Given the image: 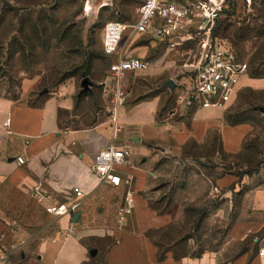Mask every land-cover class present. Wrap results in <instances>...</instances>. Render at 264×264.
I'll return each instance as SVG.
<instances>
[{
	"label": "rangeland",
	"instance_id": "obj_1",
	"mask_svg": "<svg viewBox=\"0 0 264 264\" xmlns=\"http://www.w3.org/2000/svg\"><path fill=\"white\" fill-rule=\"evenodd\" d=\"M143 1L0 0V97L37 105L44 97L58 95L70 105L59 114L63 128L103 124L109 128L116 85L112 65L121 55L140 56L152 67L122 80L125 98L120 108L158 99L159 120L169 118L172 111H179L175 118L182 114L190 118L199 105L169 85L181 81L184 71H189L183 67L181 51L168 52L129 32L122 38L118 54L103 51L106 25L134 23ZM229 11L222 18L221 37L241 51L249 77L264 78V0H234ZM86 78L91 85L84 93ZM26 79L36 80L37 85L24 96ZM106 82L111 83L107 90ZM226 121L251 127L237 152L222 150L219 135L212 132L204 144L191 141L178 154L158 161L159 177L150 180L144 192L146 206L156 216L155 221L146 220L149 226L145 229L151 263L177 264L181 258L207 253L230 261L244 250L243 244L230 237L232 223L248 219L250 213L256 219L264 214V90H240ZM38 196L35 190L29 234L7 240L6 246L1 243V262L42 264L39 243L53 238L56 224L35 204L40 201ZM111 198L112 206L102 207L106 219L100 222L112 228L114 236L91 248L86 264H104L108 248L126 230L135 228L134 218L121 208L122 195L113 189ZM93 250L98 252L95 257Z\"/></svg>",
	"mask_w": 264,
	"mask_h": 264
},
{
	"label": "crops",
	"instance_id": "obj_2",
	"mask_svg": "<svg viewBox=\"0 0 264 264\" xmlns=\"http://www.w3.org/2000/svg\"><path fill=\"white\" fill-rule=\"evenodd\" d=\"M36 85V80L26 79L24 96L31 94ZM105 85L107 90L111 83ZM175 85L180 84L175 80ZM247 88L264 90V78L243 76L238 90ZM237 96L222 107H199L190 118L184 114L175 118L179 111H172L169 118L159 120L158 99L134 108L125 106L119 110L116 125L121 130L115 141L112 120L109 128L106 124L86 129L63 128L59 114L70 105L58 95L44 97L37 105L0 97V245L6 246L7 240L29 234L33 226L32 194L37 190L40 201L35 204L56 224L53 238L39 243L42 264H86L90 249L114 236V230L100 221L106 219L102 207L112 206L111 192L115 189L123 198L121 208L127 217L134 218L135 228L126 230L108 248L103 263L154 264L145 229L149 226L146 220L155 221L156 216L147 208L144 192L149 189L150 180L159 177L158 161L171 153L178 154L191 141L204 144L212 132L219 135L222 150L230 153L240 150L251 127L226 121L228 109ZM8 120L10 123L5 126ZM113 144L130 151L126 165L121 168L123 174L133 177L130 187L102 184L92 171L94 156ZM19 157L25 160L24 165L18 164ZM75 188L83 192L82 198L76 197ZM78 202L81 206L75 214L80 213V217L77 223L73 221L72 232H68L71 214L60 213ZM52 206L59 208L53 210ZM250 214L248 219L236 220L231 225V239L244 245L235 258L224 262L218 254L207 253L181 258L177 264H264V254H260L264 248V214L257 219Z\"/></svg>",
	"mask_w": 264,
	"mask_h": 264
},
{
	"label": "built area",
	"instance_id": "obj_3",
	"mask_svg": "<svg viewBox=\"0 0 264 264\" xmlns=\"http://www.w3.org/2000/svg\"><path fill=\"white\" fill-rule=\"evenodd\" d=\"M232 0H144L138 10L137 20L132 24L112 22L106 25L103 37V51L106 55L118 54L122 38L145 37L156 42L168 52L181 51L184 71L176 88L191 98L203 109L222 107L231 103L238 94L239 81L248 75V63L242 60L227 40L214 34L217 22L222 18L226 7ZM88 1L85 5L87 9ZM149 61L138 56L121 55L112 65L115 88L110 115L114 123V141L118 138L116 125L119 110L124 102L125 91L122 80L129 74L144 73L151 69ZM186 72V73H185ZM8 120L5 126H8ZM130 151L110 145L93 158L92 171L102 184L118 188L130 187L133 177L123 174ZM24 165L22 157L17 159ZM77 198L83 197L79 188L73 190ZM81 202L64 209L60 214L73 216ZM264 254V248L260 249Z\"/></svg>",
	"mask_w": 264,
	"mask_h": 264
},
{
	"label": "trees",
	"instance_id": "obj_4",
	"mask_svg": "<svg viewBox=\"0 0 264 264\" xmlns=\"http://www.w3.org/2000/svg\"><path fill=\"white\" fill-rule=\"evenodd\" d=\"M234 0H232L229 4H228V6L226 7V10H225V12H224V14H223V16H222V18L226 15H229L230 14V11H229V9H230V5H231V3L233 2ZM222 18L217 22V25H216V28H215V31H214V34L216 35V36H218V37H221V35H220V31H221V24H222ZM141 38H144V39H147V38H145V37H141ZM222 38V37H221ZM148 40V39H147ZM234 49H235V51L237 52V54L239 55V57L242 59V60H244L243 59V55H242V53H241V51L240 50H238V49H236L235 47H233ZM176 88V87H175ZM177 89V88H176ZM228 123V122H227ZM230 125H236V124H230Z\"/></svg>",
	"mask_w": 264,
	"mask_h": 264
},
{
	"label": "water",
	"instance_id": "obj_5",
	"mask_svg": "<svg viewBox=\"0 0 264 264\" xmlns=\"http://www.w3.org/2000/svg\"><path fill=\"white\" fill-rule=\"evenodd\" d=\"M90 85H91V82L89 81V79H85L84 80V82H83V87H84V93H87L89 90H90ZM169 85L172 87V88H175V83L173 82V81H170L169 82ZM48 91L47 90H45L44 91V93H47ZM79 217H80V213H77V214H75L74 215V217H73V221H74V223H77L78 222V220H79ZM97 254H98V252L96 251V250H93L92 251V256H97Z\"/></svg>",
	"mask_w": 264,
	"mask_h": 264
},
{
	"label": "bare ground",
	"instance_id": "obj_6",
	"mask_svg": "<svg viewBox=\"0 0 264 264\" xmlns=\"http://www.w3.org/2000/svg\"><path fill=\"white\" fill-rule=\"evenodd\" d=\"M118 130H119V131L121 130L120 127H118Z\"/></svg>",
	"mask_w": 264,
	"mask_h": 264
}]
</instances>
